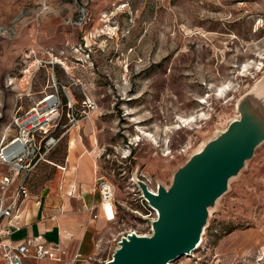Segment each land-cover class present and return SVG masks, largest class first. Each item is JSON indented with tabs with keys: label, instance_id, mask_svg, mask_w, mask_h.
I'll list each match as a JSON object with an SVG mask.
<instances>
[{
	"label": "rangeland",
	"instance_id": "374dc122",
	"mask_svg": "<svg viewBox=\"0 0 264 264\" xmlns=\"http://www.w3.org/2000/svg\"><path fill=\"white\" fill-rule=\"evenodd\" d=\"M260 83L264 0H0V142L18 111L51 94L62 103L32 196L64 179L70 138L97 148L98 177L116 189L118 215L89 264H107L127 232L152 233L158 214L133 178L170 187ZM171 264H264V141L210 210L199 248Z\"/></svg>",
	"mask_w": 264,
	"mask_h": 264
},
{
	"label": "water",
	"instance_id": "95a60500",
	"mask_svg": "<svg viewBox=\"0 0 264 264\" xmlns=\"http://www.w3.org/2000/svg\"><path fill=\"white\" fill-rule=\"evenodd\" d=\"M237 111V118L179 166L170 187L158 183L154 193L146 181L133 178L158 217L150 235L122 236L107 264H171L199 248L210 210L264 141V83L238 100Z\"/></svg>",
	"mask_w": 264,
	"mask_h": 264
},
{
	"label": "crops",
	"instance_id": "0c3cea01",
	"mask_svg": "<svg viewBox=\"0 0 264 264\" xmlns=\"http://www.w3.org/2000/svg\"><path fill=\"white\" fill-rule=\"evenodd\" d=\"M96 149H88L83 141L70 138L62 167L64 179L56 191L48 189L39 198L32 196L27 210L13 221L21 229L9 241L25 242L30 247L55 244L66 251L61 262L26 258L24 264H89L101 252L100 239L109 234L111 222L103 216L99 193L91 192L98 178ZM7 222L1 220L0 229ZM0 264H4L1 251Z\"/></svg>",
	"mask_w": 264,
	"mask_h": 264
},
{
	"label": "built area",
	"instance_id": "2783aa9c",
	"mask_svg": "<svg viewBox=\"0 0 264 264\" xmlns=\"http://www.w3.org/2000/svg\"><path fill=\"white\" fill-rule=\"evenodd\" d=\"M61 106L57 94H51L46 95L36 106L21 113L18 111L9 128V131L16 130V134L9 138L8 132L0 142V167H7L0 177V221H8L0 229V251L4 264H24L26 258L61 262L66 256V251L59 245L37 244L30 247L25 242L14 243L8 240L21 229L19 225H13V221L20 218L29 207L32 197L29 187L31 175L42 162H49L47 156L58 142L53 129L61 116ZM148 187L150 191L157 192V187L151 189L149 184ZM91 192L99 193L101 208L106 204L112 205L115 221L118 213L114 184L106 178L98 177ZM139 199L145 208L152 210L141 192ZM97 217L94 215V218ZM132 232L141 235L130 231L122 236ZM79 258L80 255L75 257L76 260Z\"/></svg>",
	"mask_w": 264,
	"mask_h": 264
},
{
	"label": "bare ground",
	"instance_id": "6f19581e",
	"mask_svg": "<svg viewBox=\"0 0 264 264\" xmlns=\"http://www.w3.org/2000/svg\"><path fill=\"white\" fill-rule=\"evenodd\" d=\"M220 92H221V90H220ZM48 99H50V97ZM183 120L186 121V122L189 121L188 119H183ZM151 189H153V188H151ZM101 209H102V213H103L104 218L107 221L113 222L115 216H114V209L112 208V205L111 204H106V205L102 206ZM201 242H202V237H201V240H200L199 244H201ZM192 254H193V252L190 255H192Z\"/></svg>",
	"mask_w": 264,
	"mask_h": 264
},
{
	"label": "trees",
	"instance_id": "16d2710c",
	"mask_svg": "<svg viewBox=\"0 0 264 264\" xmlns=\"http://www.w3.org/2000/svg\"><path fill=\"white\" fill-rule=\"evenodd\" d=\"M53 149H54V148H53ZM53 149H52V150H53ZM52 150H51V151H52ZM51 151H50V152H51ZM130 155H131V153L129 154V156H130ZM49 162H50V160H49ZM49 162H48V163H49ZM42 163H43V162H42ZM42 163H41V164H42ZM50 163H51V162H50ZM146 207H147V205H146ZM147 209H149V208H147Z\"/></svg>",
	"mask_w": 264,
	"mask_h": 264
}]
</instances>
